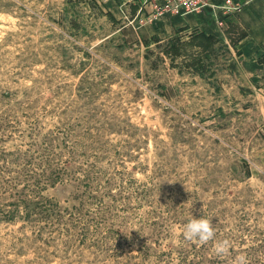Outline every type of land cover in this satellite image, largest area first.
I'll use <instances>...</instances> for the list:
<instances>
[{
    "label": "rangeland",
    "instance_id": "rangeland-1",
    "mask_svg": "<svg viewBox=\"0 0 264 264\" xmlns=\"http://www.w3.org/2000/svg\"><path fill=\"white\" fill-rule=\"evenodd\" d=\"M133 6L0 0V264H264V48L173 62Z\"/></svg>",
    "mask_w": 264,
    "mask_h": 264
},
{
    "label": "crops",
    "instance_id": "crops-1",
    "mask_svg": "<svg viewBox=\"0 0 264 264\" xmlns=\"http://www.w3.org/2000/svg\"><path fill=\"white\" fill-rule=\"evenodd\" d=\"M225 1L226 0H210V3L211 5H220ZM234 1L240 4V8L234 15L222 18L226 26L224 29L218 24L217 19L220 18L219 15H215L210 9L186 17L169 15L162 18H155L154 14H152V7L147 5L142 13L143 16L146 17L147 30H150L154 34L163 35L164 37H170L176 33L178 29L184 27H195L206 33L218 34L223 38L226 30L229 28L228 22L235 21L239 28H243L248 33L238 42L237 50L240 57H242L243 60H249V62L258 64V52L264 48V0ZM114 6L120 12H124V6L119 8L117 3L114 4ZM138 6L139 7H133L136 12L138 11L141 13L139 11L141 7L140 5ZM111 14L114 13L111 11Z\"/></svg>",
    "mask_w": 264,
    "mask_h": 264
},
{
    "label": "trees",
    "instance_id": "trees-1",
    "mask_svg": "<svg viewBox=\"0 0 264 264\" xmlns=\"http://www.w3.org/2000/svg\"><path fill=\"white\" fill-rule=\"evenodd\" d=\"M229 24L232 25V22L229 21ZM187 29H190V27H184L181 29H178L176 32L177 34L169 38L167 43L165 45H162L161 39L157 38L156 36H152L150 39L154 41V43L162 49V53L170 58L171 61L175 62L178 57H182L184 55L183 51L185 49V45L188 44V42L183 40V37H181L180 33L183 31H186ZM226 34V32H225ZM248 33L247 31H243L239 38L234 41L232 38H230V41L233 42L231 43L232 46L237 49L238 42L246 36ZM225 39L224 38H219L216 35L212 34H206L205 32H200L197 30L196 34L192 36V40L189 42L190 45L195 46L201 50V52H204L206 54H209L210 58L211 53H215V45L217 43H224ZM145 45L149 48L151 43L147 40H144ZM205 54V55H206ZM185 56V55H184ZM198 56V57H197ZM196 57L195 59H191L190 63H187V66L189 68H193L194 71L199 74L201 77L204 76V68H205V63H204V58L201 56V54L194 56ZM188 62V61H186Z\"/></svg>",
    "mask_w": 264,
    "mask_h": 264
},
{
    "label": "built area",
    "instance_id": "built-area-1",
    "mask_svg": "<svg viewBox=\"0 0 264 264\" xmlns=\"http://www.w3.org/2000/svg\"><path fill=\"white\" fill-rule=\"evenodd\" d=\"M124 2L125 5L130 6L132 4L140 5V12L146 9L147 5H150L155 18L169 15L186 17L208 9L212 10L215 15L222 14L223 12L225 15H231L235 14L240 8V4L234 0H226L220 5H211L210 0H124ZM217 21L220 27L225 25L222 18L217 19Z\"/></svg>",
    "mask_w": 264,
    "mask_h": 264
},
{
    "label": "clouds",
    "instance_id": "clouds-1",
    "mask_svg": "<svg viewBox=\"0 0 264 264\" xmlns=\"http://www.w3.org/2000/svg\"><path fill=\"white\" fill-rule=\"evenodd\" d=\"M215 228L212 221L207 218L200 216L195 218L191 215V219L183 225V235L188 240H198L199 242H206L213 238ZM228 241H222L217 243V253H223L227 250Z\"/></svg>",
    "mask_w": 264,
    "mask_h": 264
}]
</instances>
